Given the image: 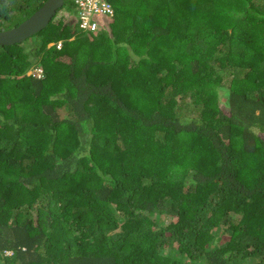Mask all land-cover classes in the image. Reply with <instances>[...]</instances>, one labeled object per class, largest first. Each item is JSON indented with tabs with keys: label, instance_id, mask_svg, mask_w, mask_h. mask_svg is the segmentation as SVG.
I'll use <instances>...</instances> for the list:
<instances>
[{
	"label": "trees",
	"instance_id": "obj_1",
	"mask_svg": "<svg viewBox=\"0 0 264 264\" xmlns=\"http://www.w3.org/2000/svg\"><path fill=\"white\" fill-rule=\"evenodd\" d=\"M108 1L0 44V264H264V0Z\"/></svg>",
	"mask_w": 264,
	"mask_h": 264
},
{
	"label": "water",
	"instance_id": "obj_2",
	"mask_svg": "<svg viewBox=\"0 0 264 264\" xmlns=\"http://www.w3.org/2000/svg\"><path fill=\"white\" fill-rule=\"evenodd\" d=\"M64 4V0H44L28 17L17 25L0 29V44L20 42L43 28Z\"/></svg>",
	"mask_w": 264,
	"mask_h": 264
},
{
	"label": "built area",
	"instance_id": "obj_3",
	"mask_svg": "<svg viewBox=\"0 0 264 264\" xmlns=\"http://www.w3.org/2000/svg\"><path fill=\"white\" fill-rule=\"evenodd\" d=\"M74 2L77 8L76 19L81 30L97 29L105 18H110L114 13L113 6L108 0H74ZM89 10H91V22L89 21ZM57 44L60 45V41ZM34 73L40 76L42 69L36 68Z\"/></svg>",
	"mask_w": 264,
	"mask_h": 264
},
{
	"label": "rangeland",
	"instance_id": "obj_4",
	"mask_svg": "<svg viewBox=\"0 0 264 264\" xmlns=\"http://www.w3.org/2000/svg\"><path fill=\"white\" fill-rule=\"evenodd\" d=\"M69 1L70 0H66L65 1V3L63 4V6L60 8V9H58V11L56 12V16H61V15H65V13L67 12L68 14H70V15H73L74 17H76V10H75V7L74 6H72V7H70L68 4H69ZM70 9V11H69V9Z\"/></svg>",
	"mask_w": 264,
	"mask_h": 264
},
{
	"label": "clouds",
	"instance_id": "obj_5",
	"mask_svg": "<svg viewBox=\"0 0 264 264\" xmlns=\"http://www.w3.org/2000/svg\"><path fill=\"white\" fill-rule=\"evenodd\" d=\"M88 14H89V21L91 22V10H89ZM7 252H9V251H7Z\"/></svg>",
	"mask_w": 264,
	"mask_h": 264
}]
</instances>
